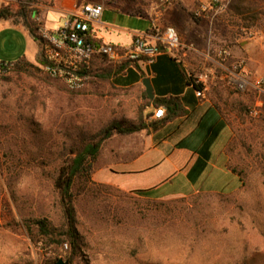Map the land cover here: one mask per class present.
Here are the masks:
<instances>
[{
	"label": "rangeland",
	"instance_id": "obj_1",
	"mask_svg": "<svg viewBox=\"0 0 264 264\" xmlns=\"http://www.w3.org/2000/svg\"><path fill=\"white\" fill-rule=\"evenodd\" d=\"M117 2L162 28H182L180 39L183 35L186 43H196L182 59L198 81L231 87L230 77L243 62L251 85L235 97L226 91L248 108V114L230 116L235 137L228 155L241 186L231 194L199 193L159 202L114 193L104 197L99 210L81 198L76 208L86 249L71 264H264V0H250L252 10L241 16L232 9L233 0L199 2L214 5L194 27L180 1ZM138 22L142 29L151 26ZM220 50L229 53L225 62ZM35 65L40 71L0 75V264H50L56 258L23 225L41 217L59 223L51 152L74 125L95 131L114 120L109 100L102 107L93 89L71 91ZM99 81L93 75L87 86ZM70 255V247L57 253L64 260Z\"/></svg>",
	"mask_w": 264,
	"mask_h": 264
},
{
	"label": "crops",
	"instance_id": "obj_2",
	"mask_svg": "<svg viewBox=\"0 0 264 264\" xmlns=\"http://www.w3.org/2000/svg\"><path fill=\"white\" fill-rule=\"evenodd\" d=\"M176 1H180L178 6L189 17L190 10L197 2H209ZM18 3V0H0V8L17 7ZM87 4L104 6L100 23L93 29L95 38L102 43L130 47L136 36L147 35L154 26L166 28L117 0H41L31 4V7L40 11L39 17L34 16V19L40 20L42 29L55 35L63 28L70 13L79 11ZM138 20L150 21L151 26L142 29ZM190 22L192 27L197 25L193 19ZM177 28L181 34L185 33L182 28ZM202 35L198 31L199 39H202ZM181 41L186 47L195 48L196 43H186L183 35ZM39 53L40 46L26 27L16 26L12 20L0 19V63H15L23 57L34 63ZM186 56L182 53L177 62L183 61L187 69L182 59ZM156 67L159 70L156 74L151 71V66L130 68L136 74H144L134 83L120 84L110 80L87 86L86 89L94 90L102 107L107 105L108 100L111 102L112 119L127 126L155 124V128H144L129 135L116 134L107 140L103 145L94 181L125 193L149 192V198L136 195L155 202L186 198L199 193L231 194L237 191L241 186V178L231 167L228 148L235 137L230 116L238 115L241 100L239 96H226L227 90H231L234 97L238 95L235 86H215L199 80L203 87L200 92L187 85V80L173 63L159 59ZM95 69V72H100L104 68L100 63ZM122 74L123 78L130 76L125 71ZM144 78L151 81L153 100L145 98ZM154 80L158 81L157 85ZM170 99L177 100L184 114L168 121L165 107L157 106V103ZM160 108L165 110L164 117L152 120Z\"/></svg>",
	"mask_w": 264,
	"mask_h": 264
},
{
	"label": "trees",
	"instance_id": "obj_3",
	"mask_svg": "<svg viewBox=\"0 0 264 264\" xmlns=\"http://www.w3.org/2000/svg\"><path fill=\"white\" fill-rule=\"evenodd\" d=\"M40 1L41 0H18L19 3L17 4V7L3 6L0 8V19L12 20L13 24L16 26L23 25L26 27L40 46V53L34 63L27 61L25 57L19 59L15 63H0V67L4 73L12 71L16 74H22L27 73L32 69L40 71V68H38L35 63L43 68L49 65V63L42 57L45 39L40 34V30L42 29L43 24L34 19V16L37 18L39 17L40 11L31 7V4L39 3ZM249 4L250 0H233L232 9L237 15L241 16L245 12H250L252 10L249 7ZM196 5L197 8L201 6L199 2H197ZM191 17L196 24H199L200 18H197L194 13L191 14ZM85 36L88 43H102L101 41L94 39L90 33H87ZM182 53H185V51H180L175 58L163 53L151 66V71L154 74L157 72L159 73V70L156 67L157 60H167L175 65L183 78L187 80V85H191L196 91L201 92L203 89L202 85L197 83V80L193 77L192 73L183 66V61L177 62ZM100 63L107 64L108 62L106 60L94 58L89 70H84L81 74L94 75L103 81L113 80L120 84L134 83L144 76L142 72L141 74L134 73L135 71L127 68V66L107 65L104 70L102 69L100 72L97 70L98 72H95L96 66ZM134 68L138 69L139 67L135 65ZM124 71L130 76L123 78L124 74L122 73ZM188 74H190V76H188ZM49 76L52 77L50 74ZM157 82V80H154L156 85ZM262 89H264V83L262 84ZM236 92H238L237 89ZM176 101V99H170L162 100L157 103V106L165 107L166 120L168 121L181 117L184 114V111L179 108V104ZM239 102L241 105L237 117H240L242 113L248 114V108L243 102ZM148 127L155 128V124L149 123L148 125H144V123H140L135 126H127L122 122L110 120L95 131H86L84 126L81 127L74 125L71 127L72 131L68 129L66 140L52 150L51 158L53 159V162L50 169V175L52 177V194L54 195L55 203L60 213L59 223L54 224L47 217H41L31 221L26 220L23 224L28 235L33 238L36 244L40 245V248L45 253L56 254V258L50 264H54L60 259V256H57V253L64 247V245L70 247L71 255L67 258L70 263L76 257L83 256L84 250L86 249V243L83 234L80 231V222L76 208L79 199L82 198L89 200L93 207L96 210H99L103 206L102 201L106 195L109 197L114 193L124 195L123 191L112 186L97 184L93 179L102 155L104 143L116 134L129 135ZM135 194L142 198L150 197L149 192H136Z\"/></svg>",
	"mask_w": 264,
	"mask_h": 264
},
{
	"label": "built area",
	"instance_id": "obj_4",
	"mask_svg": "<svg viewBox=\"0 0 264 264\" xmlns=\"http://www.w3.org/2000/svg\"><path fill=\"white\" fill-rule=\"evenodd\" d=\"M220 0H213L218 3ZM200 6L195 11L197 18H202L211 10L212 5ZM104 12L103 5L87 4L77 12H72L68 16L63 28L59 29L55 35L40 30V34L45 39V46L42 57L49 65L44 67L52 77L61 80L69 90H84L91 75L81 74L84 70H89L94 58L106 60L114 66H127L134 68L150 67L156 59L163 53L176 56L180 51H190L191 49L182 44V41L173 27L160 29L154 26L151 32L145 36H136L130 47H119L116 45L101 43H88L86 34L90 33L94 39V27L100 23ZM40 22V20L38 19ZM229 53L226 50L219 51V58L225 62ZM236 73H232L230 83L239 92H245L251 85L246 77L243 62L235 67ZM4 71L0 67V75ZM198 81V80H197ZM199 83V81L197 82ZM264 83V78L260 82ZM260 83L256 89L261 92ZM165 110L160 108L152 117V120H159L164 117ZM68 249V245H64Z\"/></svg>",
	"mask_w": 264,
	"mask_h": 264
},
{
	"label": "water",
	"instance_id": "obj_5",
	"mask_svg": "<svg viewBox=\"0 0 264 264\" xmlns=\"http://www.w3.org/2000/svg\"><path fill=\"white\" fill-rule=\"evenodd\" d=\"M143 84H144V87L146 89V97L145 98H149V99L153 100L154 99V90H153V87L151 85L150 79L144 78ZM54 264H71V263L69 260L59 259Z\"/></svg>",
	"mask_w": 264,
	"mask_h": 264
}]
</instances>
